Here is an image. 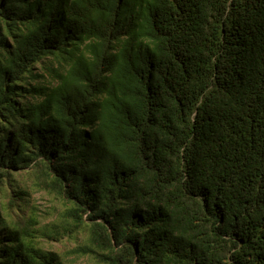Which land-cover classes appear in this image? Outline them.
Here are the masks:
<instances>
[{
  "label": "trees",
  "instance_id": "16d2710c",
  "mask_svg": "<svg viewBox=\"0 0 264 264\" xmlns=\"http://www.w3.org/2000/svg\"><path fill=\"white\" fill-rule=\"evenodd\" d=\"M22 173L64 210L0 206V264H264V0H0Z\"/></svg>",
  "mask_w": 264,
  "mask_h": 264
},
{
  "label": "rangeland",
  "instance_id": "374dc122",
  "mask_svg": "<svg viewBox=\"0 0 264 264\" xmlns=\"http://www.w3.org/2000/svg\"><path fill=\"white\" fill-rule=\"evenodd\" d=\"M13 186H17L23 190L25 196L23 200H19L17 192L19 189L13 187H7L5 193L0 195V206L3 210V214L20 218L23 216H29L31 210L34 208L35 211L40 215L43 223L49 224L54 222L62 215L64 210V204L55 196L46 192L39 191L32 177L27 173H22L17 177V183H13ZM84 235H81L83 240ZM44 247L47 250L63 253L67 255V261L73 264L71 260L73 256H69V252L75 247V241L66 239L62 242H56L51 240H44Z\"/></svg>",
  "mask_w": 264,
  "mask_h": 264
}]
</instances>
